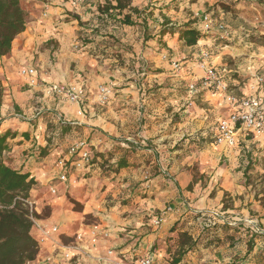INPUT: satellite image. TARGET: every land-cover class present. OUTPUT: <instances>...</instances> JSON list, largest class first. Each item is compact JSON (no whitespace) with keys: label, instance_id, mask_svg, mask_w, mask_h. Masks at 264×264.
I'll return each mask as SVG.
<instances>
[{"label":"clouds","instance_id":"clouds-1","mask_svg":"<svg viewBox=\"0 0 264 264\" xmlns=\"http://www.w3.org/2000/svg\"><path fill=\"white\" fill-rule=\"evenodd\" d=\"M97 2L103 4L104 0ZM222 2L238 10L235 18L231 12H220L219 16L213 18V14L207 11L205 5L215 4L217 0H196L195 3H192V0H131L124 11L129 13L131 9L139 10V15L132 13L136 26L132 30L123 28L122 31H134L138 38L133 57L136 61L134 64L136 71H128L130 54L124 53L123 48L113 46L107 49L108 59L97 54L102 63L94 64L90 70H85L83 64H78L75 72H70L65 67L59 76V84L50 81L48 85H37L33 80L31 82L33 91H43L44 97L32 96V105L26 107L22 113H16L10 106H6L0 113V119L17 122L14 125L0 124V137L5 136L10 127L12 132L16 133L15 137L9 136L5 145L0 146V164L10 161L13 171L18 175H24L25 171L32 173L24 181L22 188L8 189L0 186L2 193L0 213H22L26 221H34L37 214L40 217L48 214V206L54 197L63 200L65 193L76 195L82 189H86L88 195H92L93 192L98 194V185L103 182L97 179L102 174L99 165H103V169H108V174L112 178L108 192L104 195H114L117 202L133 196L132 189L136 184H139L136 192H149L157 196L151 208L147 202L141 204L137 196L135 205L130 210L131 218L121 221L120 226H106L93 234L81 232L76 236L71 230V225L79 217H69L58 212L54 221L57 225L55 229L44 231L41 228L37 235L36 228H33L31 234L39 242V255L29 264H70L72 256H76V264H171L172 255L177 250L176 241L181 232H187L196 243V247L186 250L182 264H255L254 258L264 250V207L252 202L251 209L255 215H249L247 205L250 197H246L243 212L234 211L225 216L220 212L217 201H208V194L215 187L219 176L216 169L220 164L221 153L214 154L212 165L202 166L206 172L202 183L207 187L197 186L195 191L188 193L186 189L190 183H194L195 174L186 172L185 165L191 166L194 161L200 159L199 150L195 144L190 145V150L181 159H177L180 153L170 151L174 149L184 132L191 135L196 128L202 126L207 129L202 135L207 136L210 131L233 145L224 167L237 180L243 178L242 170L247 164L244 153L249 150L250 144H256L258 151L254 152V155L264 156V139L259 143L244 141V130L249 128L248 123L232 135V122L238 117L252 113H254L252 129L258 128L264 132V47L254 44L249 39L252 36L264 37V0ZM52 3L58 8L80 10L82 19L91 22L88 30H82L85 35H90L91 28L100 26L96 19L99 13L96 12L94 5L91 13L84 14L82 0H78V3L69 0L68 4H64V0H52ZM112 3L115 4L116 0H112ZM176 6L179 10H172ZM41 7L46 8L48 5ZM186 9L192 15H189ZM202 13L203 18L199 25H194L199 27L203 34L201 43L182 47V42L176 39L181 26L191 19L200 17ZM47 15L45 12L44 17ZM165 16L170 21L167 27L176 28L175 35L168 34L162 38L169 45L168 48L159 44ZM145 21L151 39L147 41L145 50L141 51ZM62 27L63 25H60V28ZM112 27L102 31H112ZM121 40L122 43H133L128 36H121ZM217 40L227 41L232 48L239 50L233 57L237 64L232 68L217 58L222 57L227 51L216 44ZM115 52L123 53L125 67L116 65L112 56ZM150 57L157 62L154 66L167 69L160 77H152L146 81L150 85L159 84L160 95L158 97L145 95L143 85L140 89H120L119 85L126 82L128 76L139 79L143 75L138 71L142 67L140 61ZM106 65H116L115 71L107 72ZM182 65H187L183 71ZM36 67L38 71H42L44 65L37 61ZM96 71L101 73L103 81L95 79L93 82ZM78 72H84V77L79 76ZM231 72H240L242 77L250 78L252 81L246 97L241 98L238 106L241 110L231 109L227 116H223L219 105L207 111L198 109L195 104L196 94L200 92L207 94L213 83L216 84L217 91L222 93L226 87L224 78ZM121 73L125 75L122 77ZM110 75L115 77L114 81L109 79ZM180 81L185 82L187 92L177 99L176 90L180 86ZM232 83L240 86L239 81ZM169 93L172 95L169 96ZM234 103L235 99L231 102L226 99L224 107L230 108ZM169 107L172 108V112L166 111ZM177 112L183 116V123L180 124L183 131L168 136L167 133L172 131L173 114ZM222 116L227 122L218 124L217 121ZM61 120L70 122L73 128L79 127L86 131H74L71 133V139L62 141L59 139L60 133L56 130ZM193 121H197L195 127L192 126ZM25 131L31 133L32 139L23 140ZM166 138L168 143H162ZM49 139L52 140L51 144L48 143ZM238 140L244 141L243 148L237 146ZM150 141L153 145L151 148L148 147ZM42 149L48 150L51 154L42 157L40 155ZM156 152L160 153L158 159L154 155ZM96 153H102L104 159L98 161L97 166H93L91 160ZM125 153H130L129 162L139 167L123 171L119 177H115V169ZM69 157L74 158L70 167L65 168L64 161ZM146 159H151L150 165L144 163ZM157 165L159 174L153 176L152 170ZM237 168L241 171H235ZM259 171L264 172V169ZM85 174H90V178L85 179ZM66 176L73 179H66ZM77 179L79 183L74 182ZM33 180L36 182L32 183ZM181 191L184 192L183 198L179 197ZM235 191L239 192L242 189L236 188ZM99 198L103 200V196ZM170 199L175 200L177 204L175 209L164 207ZM156 209H159L158 218ZM215 214L224 217L219 221L221 226L226 222L235 228L238 222L242 221L243 227L235 233L236 243L233 247L224 242L219 248H213L209 252L201 244L202 236L207 234L202 233L200 227L202 221L198 217L201 215L211 217L210 223L215 225L217 223ZM146 216L152 217L151 220H145ZM124 225L131 230L126 231ZM173 225L177 228L175 232L170 231ZM248 229L251 231H247ZM65 231L72 237L71 241L67 242L69 250L65 249L62 242L55 241L52 235L53 232ZM118 233H123V236ZM253 233L260 234V238L249 251L247 239ZM232 234L223 233L221 228L219 232L212 234V238L219 237L223 240L225 235ZM101 235L109 239L94 238ZM214 253H219V256ZM120 256L123 259H120Z\"/></svg>","mask_w":264,"mask_h":264},{"label":"crops","instance_id":"crops-1","mask_svg":"<svg viewBox=\"0 0 264 264\" xmlns=\"http://www.w3.org/2000/svg\"><path fill=\"white\" fill-rule=\"evenodd\" d=\"M222 1V0H217ZM72 3H78V0H71ZM106 0H104V3ZM131 2V0H130ZM196 0H192V3H195ZM20 3L26 14V24L25 28L22 32H20L12 41V46L6 55L0 56V113H2L6 106H10L12 110L16 113H22L24 109L30 105H32V96L44 97L43 91H33V85H29L27 82V78L20 74V70L22 68L33 67L35 69V77L37 85H48L50 81H54L59 84V76L61 75L62 70L67 67L68 71L75 72L78 64H83L85 70H90L93 68L94 64L102 63V60L98 58L103 57L104 59L109 58V54L107 52L108 48L113 46L123 48L124 53L130 54V59L128 62V71L133 72L136 71L134 68V64L136 61L134 60V56L136 53V41L137 37L134 34V31L123 32V28H128L130 30L134 29L136 26V21L133 18L131 12V20L133 22L132 25H126L121 23V19L123 14L125 13V9L121 14L117 13V11L112 12L109 15H101L99 14L96 19L99 23V27H93L90 29V35H85L82 30H88L90 28V21H84L82 19V12L76 9H69L66 7H55L53 6L52 0H20ZM69 0H64V4H68ZM103 3V4H104ZM41 5H48V7L44 8ZM95 6L96 12L98 13V6L102 5L97 2V0H82L83 12L84 14L92 12V6ZM208 5V4H207ZM213 5V4H211ZM208 5V6H211ZM172 10L178 11V6L174 7ZM189 15L192 13L189 10H185ZM237 9L231 6L230 10H222L217 6V9H212L210 12L213 14V17L219 16L220 12H231L233 17L237 15ZM47 12V17H44V13ZM151 15V12L148 13ZM139 15V14H137ZM105 17L107 19H105ZM145 21V32L143 37V43L140 45L141 51H144L146 48L147 41L151 39V36L148 34L146 28ZM170 23L168 17H164V24L161 26V40L159 44L161 47L168 48L169 45L162 39L163 36L172 34L175 35L176 28L173 26L171 29L167 27ZM200 19L195 18L187 21L185 24H189L192 28H195L200 31L199 27H194V25H199ZM60 25H63L60 28ZM75 25V27H73ZM184 25V24H183ZM112 27V31H102V29H107L108 27ZM201 32V31H200ZM115 33V34H114ZM121 36H128L133 43H122ZM99 37V39H97ZM178 42H182V47L192 45H186L182 39L179 38V35L176 37ZM254 44L264 47V37H256L252 36L249 38ZM202 38H200L195 44L197 45L201 43ZM218 46L223 47L227 51L222 57H217L221 59L224 64H226L229 68H232L237 64L234 60V56L239 51L238 49L232 48L228 43H224L223 41H216ZM91 46L90 48L87 46ZM171 52V48H169ZM98 54V55H97ZM113 58L116 61V65L123 68L125 67V59L124 55L121 52H115L112 54ZM190 57H186L188 59ZM39 61L44 65L42 71H38L36 67V63ZM142 67L138 70L143 75L137 79L135 76H128L127 81L119 85L120 89L125 88H135L140 89L141 85L144 87V94L150 97H158L160 95V85H150L146 83V81L150 80L152 77H160L167 70L166 67H156L154 66L157 62L153 60L151 57L147 60L140 61ZM116 65H106V71L111 73L115 71ZM187 65H182V71L186 68ZM250 67V66H249ZM82 78L84 77V72L77 73ZM91 75V73H89ZM236 74V75H235ZM125 73H121L123 77ZM233 76H238L237 78ZM95 79H99L103 81V77L99 71L95 72ZM110 80H115V77L109 76ZM228 85L230 86L229 91L238 96L246 94L249 85L252 83L250 78L242 77L240 72H231L228 74ZM233 81H239L240 86L237 87L236 84L232 83ZM106 85V84H104ZM114 87H116L114 85ZM153 87V89H150ZM158 87V89L154 90V88ZM148 88V91H146ZM187 92V87L184 81H180V86L176 90V97L179 99ZM31 94V95H30ZM92 93H89L91 95ZM240 94V95H239ZM139 95V93H137ZM172 94L169 93V96ZM207 96V98H206ZM132 96H129L131 99ZM226 96L220 92L209 91L205 94L204 92H200L196 94L195 104L198 109L208 110L216 105L220 106L221 113L223 116H227L228 113L233 109L232 105L230 108H225L224 103L226 100ZM95 108L96 105H93ZM106 111V109H103ZM168 112H172V108L169 107L166 109ZM183 109H181V112ZM222 116V118H223ZM221 118V119H222ZM200 118L198 117L197 120ZM220 119V120H221ZM218 120L217 123L220 121ZM9 123L16 124V121H6L0 119V124ZM60 123L65 124L66 129L61 127ZM183 123V116L180 112L173 114L171 128L172 131L167 133L168 136L176 135L177 133L182 132L183 130L180 128V124ZM197 121L192 122V126L195 127ZM56 130L58 132H62L63 137L60 138L62 141L65 139H71V133L86 131V129H81L79 127L73 128L70 122H65L63 120L59 121ZM207 131L204 127L196 128L194 132L189 135L187 132H184L182 136H180L179 142L174 146V149L170 151H176L180 153L177 156V159L184 158V155L190 150L189 146L195 144L196 148L199 150L200 159L198 161H194L191 166L185 165V171L189 173H194V183H190L186 191L188 193H192L195 191L197 186L201 188L207 187L206 184L202 183L205 179L206 172L204 171L202 166H210L214 160V154L219 152L220 155V164L217 167L216 171L219 173L217 182L215 187H213L212 191L208 194V201H217L220 205V212L224 213L225 216L228 214L239 211L243 212L245 205L244 200L246 197H250L248 202L249 215H255V213L251 209L252 202H256L261 207H264V172L259 171V169H264V156L254 155V152H257L256 144H250L249 150L244 153L245 158L247 159V164L243 168V178L242 180L235 179L231 172H229L225 167V161L228 158V155L233 147V145L228 144H217L214 142V133L208 132L207 136L202 135L203 132ZM8 132L14 135H10L11 137H15L16 133L12 132L11 127ZM32 139L31 133L28 131L23 132V140L27 141ZM261 139H264V133L259 137H253L252 135H244V141H256L259 143ZM50 140V139H49ZM48 140V143L51 144ZM244 141H237V146L243 148ZM162 143L167 144V138L162 141ZM149 148L153 147L152 142H149ZM42 149L40 155L42 157H46L51 153L48 150ZM135 148L133 147V152ZM44 152V153H42ZM156 158L158 159L160 156L159 152L154 153ZM125 156H129L128 153H125ZM124 156V157H125ZM104 159L102 153H96L94 158L91 160V164L93 166H97V162ZM72 157L67 159V162H71ZM127 165L124 167L116 168L114 172L115 177H119L120 173L128 170H135L139 166L135 163H130L127 158ZM7 164L11 166L10 161H6ZM146 165L151 164V159H146L144 161ZM12 167V166H11ZM102 169L101 176L97 177L98 180L103 181L98 185L99 193L93 192L92 195H88L86 189H82L79 194L73 195L70 193V196L78 203L81 204L80 210H75L71 207V203L66 202L65 195L63 200L59 197H55L53 199L51 205V215L44 219H38L40 223H42L46 228L50 226L56 225L54 222L57 213L62 212L69 217H79L78 220H74L71 225V230L75 233L84 232L88 233L90 230V226L92 224H98L100 227L106 226H120L121 221H125L131 218L130 210L135 205V198L138 196L140 203L143 204L147 202L149 208H151L152 202L157 200V196L155 194H150L149 192H136L135 189L139 187V184L134 185L132 191L133 196L120 199L118 202L114 195H104L108 192L110 183L112 182V178L109 176V170L103 169V165H99ZM235 171L239 172L241 169L237 168ZM29 175L32 173L29 171ZM159 169L158 165L154 166L152 170V175H158ZM43 178V174H41V179ZM85 179L90 178V174H85ZM210 179V178H209ZM36 182V181H35ZM79 183V180L77 181ZM177 187H179V182H177ZM236 188L242 189V191H235ZM171 195V194H170ZM103 196V200L99 197ZM180 198L184 197V192L181 191L179 194ZM170 206V209H175L177 204L175 200L170 199L164 207L167 208ZM115 210V212L113 211ZM157 218L159 217V209L155 210ZM90 216L91 218H87ZM152 217H145V220H151ZM243 222H238V225ZM57 226V225H56ZM35 226L32 227V230ZM126 231H130V227L124 225ZM201 227V225H200ZM37 230V235H39L40 228L35 227ZM172 228L174 229L172 231ZM170 231L175 232L177 230L176 225H173ZM202 228V227H201ZM222 228L223 233H233L232 235H225L223 240L219 237L216 239L212 238V234L215 232H219ZM242 228V227H241ZM239 229V228H238ZM233 229L226 226H221L220 224L214 228L209 233H205L202 228V233L207 234L202 236L201 244L204 248L211 252L213 248H219L220 245L224 242H227L229 247H233L236 243L235 233H238L240 229ZM57 242H62L63 246L67 244V242L71 241L72 237L69 235L68 231L65 232H56L52 233ZM121 237L123 233H118ZM34 238V237H33ZM260 238V235H257L253 238V241L250 243V247L248 250L251 251L254 247L257 239ZM38 244V253L39 255V242L36 238H34ZM101 240H107L109 238H100ZM193 239V238H192ZM247 239V245H248ZM130 242V241H129ZM177 244V243H176ZM155 245L153 246V250H155ZM196 247V243L194 245ZM193 247V248H194ZM178 250V245H177ZM186 250H190L187 246H184V253L181 256L180 261L176 264H182V260L185 256ZM171 251V250H169ZM219 256V253H214ZM258 255V254H257ZM36 256V257H37ZM120 259L123 257L120 256ZM36 259V258H35ZM35 259L32 261L34 262ZM76 256H74V260L70 261V264H76ZM203 259V256H201ZM255 264H264V260L259 256L255 258ZM172 264V263H171Z\"/></svg>","mask_w":264,"mask_h":264},{"label":"trees","instance_id":"trees-1","mask_svg":"<svg viewBox=\"0 0 264 264\" xmlns=\"http://www.w3.org/2000/svg\"><path fill=\"white\" fill-rule=\"evenodd\" d=\"M129 4L130 0H116L115 4L112 3V0H106L104 4L98 6L97 10L101 15H109L114 11L121 14L124 9L128 8ZM131 13L139 14V10L131 9ZM131 13L123 14L121 19L122 24H133ZM25 24L26 14L20 0H0V56L9 53L12 41L24 30ZM202 37L203 34L199 30L192 28L189 24H184L180 28L179 38L182 39L186 45H193ZM60 125L61 127L65 126L63 123H60ZM64 128L66 129V126ZM62 132L65 131L63 130ZM62 132H59V139L63 137ZM10 135L12 136L14 134L7 132L5 136L0 137V146L5 145V141ZM49 141L51 142L52 140L50 139ZM127 162L125 156L120 160L118 168L126 166ZM28 177H30L28 172H25L24 175H18L6 161L0 164V186L2 187L8 189L22 188L24 181ZM32 183H35V180H33ZM30 190L31 189H29V191ZM72 202L75 203L74 201ZM35 217L38 218V215ZM218 224L220 223L211 227L202 228L205 230V233H209L214 230ZM222 226L233 228V226L226 222ZM32 227L33 221H26L22 213H0V264H28L36 258L38 244L31 234ZM241 227H243V225L239 224L233 229H240ZM173 230L172 228V231ZM247 231L251 230L248 229ZM257 235L260 234L253 233L248 237V247H250V243ZM176 243L178 245V250H176V256L172 259V264H176L180 261L184 253V246L191 249L195 245L192 237L187 232H181ZM257 256L264 260V250L258 253Z\"/></svg>","mask_w":264,"mask_h":264},{"label":"built area","instance_id":"built-area-1","mask_svg":"<svg viewBox=\"0 0 264 264\" xmlns=\"http://www.w3.org/2000/svg\"><path fill=\"white\" fill-rule=\"evenodd\" d=\"M199 63H203V61H200ZM213 71H215V69H213ZM20 74L24 77L27 78V82L29 85H33L31 82L33 80L36 81V77H35V69L33 67H28V68H22L20 70ZM227 78H228V75L224 78L225 79V82H226V87L223 89V94H225L227 100L229 102H231V100L235 99L236 100V103L234 104H231L233 109H236L237 111H240L241 109L238 107L241 103V98H244L246 97V94H243V95H240V96H237L235 94H233L232 92L229 91V85H228V81H227ZM202 80L204 79L203 77L201 78ZM58 84V83H57ZM105 87H107V85H104ZM210 91H213V92H218L217 89H216V84L213 83V85L210 87L209 89ZM70 99V97H69ZM253 115L254 113L252 114H245L244 116L242 117H238L235 121L232 122L233 124V128H232V135H235L237 132H239L242 128V126L245 124V123H248L249 124V128L245 129V135H252L253 137H259L261 136L264 132H261L260 129H255L253 130L252 127H251V121H252V118H253ZM221 122H227V121H224L223 118L218 122L221 123ZM214 142L217 143V144H228V145H232L231 143H227L224 141L223 137L221 136H218V135H214ZM74 157H72L73 159ZM70 161L67 162V160L64 161V167L65 168H68L70 167ZM66 179H70L72 180L73 178L71 176H66L65 177ZM78 179L75 180L74 182L77 183ZM167 209H170V206L167 207ZM215 217H216V221L217 223H219V221L221 219H224V217L220 216L219 214H215ZM198 219H200L202 221L201 223V226L202 227H211L213 226V224L210 223V220H211V217H208V216H203L201 215L200 217H198ZM216 223V224H217ZM230 225V224H229ZM33 226L37 227V228H43L44 231H49L50 229H55L57 226L56 225H53V226H50L49 228H46V226H44L42 223L39 222V220L35 217V220L33 221ZM232 226V225H231ZM104 227H100L98 224H92L90 226V230L88 233H85V234H93L96 230H99V229H102ZM53 233H56V232H53ZM81 232H78L76 233V236H79ZM258 234V233H256ZM108 238V237H104V236H100V237H95L94 238ZM56 241V239H55ZM65 249L66 250H69L68 247H67V244L65 245ZM123 259V258H122ZM74 260V256L71 257V260L70 261H73ZM29 264V263H28Z\"/></svg>","mask_w":264,"mask_h":264},{"label":"rangeland","instance_id":"rangeland-1","mask_svg":"<svg viewBox=\"0 0 264 264\" xmlns=\"http://www.w3.org/2000/svg\"><path fill=\"white\" fill-rule=\"evenodd\" d=\"M217 6L222 9V10H230L231 9V5H228V4H225L223 3L222 1H218L217 3L211 5V6H208L207 4L205 5V8L207 9L208 12H210L212 9L216 10L217 9ZM198 18V17H197ZM203 18V13L201 14V16L199 17V19L201 20ZM214 18V17H213ZM218 41H221V40H218ZM224 43H228L227 41H223ZM200 62V61H199ZM236 75V74H235ZM145 75H143L144 77ZM235 78H237L238 76H233ZM228 79V78H227ZM251 85V84H250ZM249 85V86H250ZM230 88V86H229ZM150 89H153V87H151ZM158 89V87L154 88V90ZM146 91H148V88H146ZM210 91V90H209ZM235 94V93H233ZM238 96V94H235ZM240 95V94H239ZM128 155H131L130 153H128ZM126 158H128V156H126ZM65 199H66V202H69L71 203V207L75 210H80V207H81V204L76 202L71 196H70V193H65ZM55 199V197L53 198ZM72 201H74L75 203H73ZM49 207V212L46 216L44 217H40L38 214V218L37 219H44V218H47L51 215V205L48 206ZM87 218H91L90 216H87ZM202 227V226H201ZM171 250V249H169ZM171 252V251H170ZM176 256V252L172 255V259ZM172 259H171V262H172Z\"/></svg>","mask_w":264,"mask_h":264}]
</instances>
